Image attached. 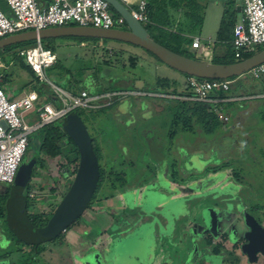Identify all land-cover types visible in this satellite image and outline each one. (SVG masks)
I'll use <instances>...</instances> for the list:
<instances>
[{
  "label": "rangeland",
  "instance_id": "rangeland-1",
  "mask_svg": "<svg viewBox=\"0 0 264 264\" xmlns=\"http://www.w3.org/2000/svg\"><path fill=\"white\" fill-rule=\"evenodd\" d=\"M237 1L242 4L241 0ZM5 8L8 9L5 1L0 0V10L5 12ZM110 13L114 15L112 10ZM56 43L57 60L61 66L74 73L81 67L94 68L98 63H107L118 69L111 74L128 78L127 83L112 82V85L133 84L135 91H140L147 85L152 88L156 79L160 78L166 81L168 86L165 90L170 93L178 91L186 79L185 75L136 46L114 41L79 45L58 40ZM187 55L193 56V53ZM230 55L231 51L228 53ZM130 57L139 58L135 68H131ZM2 63L5 67L0 66V86L8 100H17L32 90L38 91L42 85L51 88L50 81L59 86H64L66 82V78L59 76V68H48V80L41 83L23 69L13 55H6ZM89 72L92 74V71ZM243 80L248 84L251 79ZM90 81L84 80L80 87L93 89ZM103 81L101 79L100 83L105 86L106 82ZM173 81L177 82L173 84ZM231 86L234 91L237 85ZM139 94L125 92L118 96L103 95L91 103L94 107L78 109L77 112L98 148L100 167L106 174H111L103 183L102 190L106 189L107 184L110 190L105 191L119 197L120 190L138 188L131 192L134 194L142 189V184H151L146 187L150 190L146 191L145 198L147 203L153 204L148 207L150 210L153 208L152 213L145 216L140 206L131 204L129 200L122 209H99L95 201L83 213L79 220L81 222H75L55 240L35 248L21 246L15 238L12 239L9 226L0 217V264H197V255L188 260L186 258L193 246L201 250V246L205 245L202 239L206 225L220 229L230 226L238 233L245 230L243 224L246 216H254L264 227L263 214L259 212L264 208V123L261 120L264 107L254 108L247 104L238 110L234 105H229L226 112L228 121L219 120L221 124L212 134L204 133L195 124L192 132H186L181 130L180 125L173 124L178 109L163 114L154 113L152 118L146 120L144 110L139 113L129 111L125 115V111L123 113L121 110V114H114L112 109L117 103ZM155 96L175 100L173 95ZM47 98L45 94L40 95L39 103L47 102ZM257 98L246 96L241 102ZM153 100L154 103L165 105L170 102ZM140 101L147 103L146 99ZM133 104L139 106L135 102ZM33 116L27 114L25 118L32 119ZM172 131L176 133L173 138L170 137ZM34 133L30 138H34ZM63 143H67V139H63ZM33 154V145H30L25 158L29 160ZM41 159L44 160V167L36 168L35 175L33 172L27 185L31 195L28 203L31 213L45 216L62 199H58L55 194L48 197L49 191H59L66 186H62L63 180L59 179L64 160L58 157L51 160L45 156H41ZM10 187L0 184V196ZM2 188H6V191ZM102 190L96 194V198H101L104 193ZM210 190L215 191L217 196L209 195ZM42 191H46L44 197L38 195ZM238 195L248 207L247 212L235 207L230 210L210 208L218 203L235 206L240 202ZM139 197L140 193L139 196L136 194V198ZM254 206L256 208L252 209ZM205 209L211 210L205 212ZM160 213L165 220L160 218ZM141 216L145 222L137 228L140 231L129 232ZM123 218L128 224L124 225ZM155 219L162 226L157 225ZM171 220L174 222L172 229L165 227L166 221ZM162 229L166 230L163 235ZM125 231L129 233L124 235ZM97 238L100 241L95 244ZM241 264L251 263L242 259Z\"/></svg>",
  "mask_w": 264,
  "mask_h": 264
},
{
  "label": "built area",
  "instance_id": "built-area-1",
  "mask_svg": "<svg viewBox=\"0 0 264 264\" xmlns=\"http://www.w3.org/2000/svg\"><path fill=\"white\" fill-rule=\"evenodd\" d=\"M10 16L0 10V39L30 30H44L54 27L79 26L102 30L123 29L124 19L110 13L111 6L105 0H4ZM143 27L149 24L145 0H117ZM241 19L232 31V47L235 58L244 51L264 47V1L241 0ZM194 50L202 48V53L210 47L195 39L191 43ZM16 56L23 59L39 82L47 81L46 70L56 62V55L37 43L33 47L16 50ZM240 77L251 80L264 79V63L249 70ZM238 77V78H240ZM234 80H203L187 77L189 97L175 99L200 102L212 106L218 119L228 121L224 114L223 102L213 97L216 93H226ZM54 101L39 103V95L32 91L17 100H8L0 86V184L12 185L18 168L27 152L30 135L43 127L62 121L68 114L78 109H90L91 103L103 95L118 96L117 93L90 95L81 91L73 95L50 81ZM125 93V92H123ZM261 98L264 95L260 96ZM232 101V99L228 100ZM227 101V102H228ZM34 114L32 124L25 116ZM31 196V195H30Z\"/></svg>",
  "mask_w": 264,
  "mask_h": 264
},
{
  "label": "trees",
  "instance_id": "trees-1",
  "mask_svg": "<svg viewBox=\"0 0 264 264\" xmlns=\"http://www.w3.org/2000/svg\"><path fill=\"white\" fill-rule=\"evenodd\" d=\"M145 2L147 4L146 13L148 16L149 24L144 28L148 36L151 39H153L155 42L159 43L160 45L164 46L165 48L171 50L174 53H177L179 55L188 58H194L195 56L187 55L188 52L186 50L187 49L186 46L189 43L191 45L192 42H190L182 35L183 33L182 31L184 29H187L188 31H193L195 29H198L199 26L201 25L203 17H202L201 9L198 7L197 3L194 0L184 1L188 7V10L184 12L182 22L177 23V28L173 29L172 26L174 25V21H173L174 17L164 14L162 11H160L157 8L158 7L157 5L169 3L171 4V7L174 9L181 6L182 0H146ZM235 24H236V19L234 17V12L232 11V8L230 11L225 10L222 21L219 26L217 38H218V42L225 43L226 51H225V55L222 58L213 59L212 60L213 63L230 64V63L238 62L249 58L250 56L254 55L255 53L261 51L264 48L260 46L252 51H244L241 53L239 58H235L232 47V31ZM123 29H125V27ZM228 32H231V37H226V39H222L221 36ZM58 40H68L71 42H75L79 45L83 43H89V44H97L99 42L107 43L108 41V40H99V39L67 37L60 39L42 40L40 41V44L43 48L50 50L55 54L56 44H57L56 41ZM36 44L37 43L35 41H32V42H26V43L10 46L8 48L0 50V58L2 60V58H5L6 55H10V54L13 55L16 61H20V66L35 78V74L32 72L30 67L25 62L21 61V58L16 56L15 51L22 48L33 47ZM230 51H231V55L228 56V53ZM147 53L153 58H155L157 61H159L151 53L149 52ZM138 60H139L138 57L129 58L131 68H135L136 66L135 63H137ZM51 68H59L60 69L59 76L62 78H66V82L64 86H59L56 83L55 84L61 87L62 89H64L65 91L68 90V92H70L73 95H77L81 91H86L90 95H101L106 93L133 92L136 90L133 84L120 85V86L115 84L118 82L127 83L128 78H126V76L119 74H111L118 69L109 66L107 63L104 64L98 63L94 68L81 67L78 68L74 73L73 71L61 66L56 57V62L51 66ZM89 71H92V74ZM105 75L108 77H105ZM187 77L188 76H186V78ZM0 78L2 79V76H0ZM101 79L104 80L103 82H106L105 86H103V84L100 83ZM234 79L235 78L229 80L232 81ZM84 80L86 81L91 80L92 82L91 81L90 82L92 83L94 88L88 90L85 87H80V84ZM164 81L165 80L163 79L157 78L154 85L155 88H160L163 90L162 92L168 93L165 90L167 89L166 87L168 85L165 83L166 81L165 82ZM112 82H115L114 85L111 84ZM174 83L175 82H173V84ZM42 86H40L38 90L39 96L45 94L48 97L46 101L53 102L54 97L51 89L47 86H46L47 88H44L45 86L43 87ZM172 88L174 87L172 86ZM185 88H186L184 90L185 93L183 95H185L186 97L191 96L188 87L186 86ZM170 94H177V92L173 91L170 92ZM139 101L140 100H138L136 103L139 104L140 106V103H138ZM171 101H175L179 108L173 118V124L175 126L180 125L181 130L183 131L192 132L194 130V124H195L198 125L201 128V130L204 131V133L212 134L218 128L219 124H221L217 114L213 111V108L210 105L200 102L187 101V100L186 101L171 100ZM72 113L80 115L77 112V110L73 111ZM64 119L62 121L41 128L40 130L34 133V138H29L28 148L30 145H33V149L35 152V154H33L30 157V159L34 158L36 160V165L35 168L33 169L34 175L36 168L38 166L42 168L44 167V160L41 159V156H45L51 159L60 157L62 160H64V168L70 166L75 167L72 171V174L73 175L75 174L77 169V164L79 161V154L76 146L63 130L62 123ZM261 120L264 123V116L261 118ZM175 134L176 133L172 131L170 133V137L173 138ZM63 139H67V143L64 144ZM91 140L93 144V150L99 165L98 148L95 145L94 140L92 138ZM23 160L29 161L25 158V156ZM213 171H215V169H213ZM106 175L108 177L111 174L109 173L106 174L105 170L102 169L99 165V181L95 189V192L92 196L91 202L88 204L86 210H89L91 208L92 202L96 201V194H98L99 191L101 190L105 180L109 179V177L106 178ZM71 183L72 181L70 182V185ZM28 186L24 190H21L11 185V187L8 188L6 193L0 196V217H3L5 219V222L9 226L10 235L12 239L15 238V241H17V243H19L21 246H32L35 248L40 244L28 242V240L25 237L26 228L27 226L31 228H42L43 226H45V224L48 222L51 215L53 214L55 207L52 209L49 215L41 216L35 213H31L30 205L28 203V198H30V192H29L30 187ZM112 187L114 188L115 186L112 184ZM254 208H256V206H254ZM80 219L81 217L77 221H79Z\"/></svg>",
  "mask_w": 264,
  "mask_h": 264
},
{
  "label": "water",
  "instance_id": "water-1",
  "mask_svg": "<svg viewBox=\"0 0 264 264\" xmlns=\"http://www.w3.org/2000/svg\"><path fill=\"white\" fill-rule=\"evenodd\" d=\"M105 1L110 4L113 12L124 19L125 29L102 30L92 27L66 26L39 31L30 30L0 39V50L26 42L35 41L36 43H40L42 40L67 37L108 40L139 47L151 53L164 65L176 72L203 80L238 78L264 63V48L247 59L230 64H216L203 59L202 55H197L194 58L179 55L151 39L145 28L117 0ZM62 124L64 132L77 148L79 154L77 169L70 187L45 226L42 228L27 226L25 237L30 243L42 244L51 242L63 234L86 211L99 181L98 160L93 150L91 137L83 121L79 115L70 113L65 117ZM35 165L36 160L34 158H31L29 161L23 160L12 185L24 190L30 182ZM210 192L208 193L209 195H216L215 191L212 192L210 190ZM228 205L233 209L231 204L228 203ZM209 210L211 209H205L204 211ZM212 211L214 212V210ZM247 221L246 219V226L250 231L245 237L246 243L240 249L242 254L251 263L255 260L257 253L264 256V232L254 219L251 218ZM209 228L213 227L210 226ZM194 248L195 246H193L192 250ZM191 256H193V252L190 253Z\"/></svg>",
  "mask_w": 264,
  "mask_h": 264
},
{
  "label": "crops",
  "instance_id": "crops-1",
  "mask_svg": "<svg viewBox=\"0 0 264 264\" xmlns=\"http://www.w3.org/2000/svg\"><path fill=\"white\" fill-rule=\"evenodd\" d=\"M146 1V0H145ZM185 0H182L181 6L178 8H172L171 4L166 3V4H158L157 8L162 11L164 14L168 15V16H172L173 21H174V25L172 26L173 29L177 28V23L182 22L183 19V15L184 12H186L188 10V7L186 5V3L184 2ZM198 7L201 9V13H202V23L199 26L198 29H195L193 31H188L187 29H184L182 32V35L188 39L190 42H193L195 39H197L200 44L202 45H208L210 47V49L208 50V52L205 54V52L202 53V48L194 50L191 48L190 43L186 46V50L188 53H193V56H197V55H202L203 59H206L207 61H211L215 58H222L225 55V51H226V46L225 43L222 42H218V38H217V33L219 30V26L220 23L222 21L223 15L225 10L230 11L232 8V11L234 12V17L236 19V23L241 19V4L237 1V0H194ZM7 16H10V11L5 8V12H4ZM194 32V33H192ZM226 37H231V32L225 33L221 36L222 39H226ZM226 41V40H225ZM0 66L1 67H5L4 64L2 63V60L0 58ZM243 78L246 79V77H240L237 78L236 81L233 82V84H236V89L234 91H232V86L230 87V90L226 93H216L213 95V97L218 98L220 100H224L223 102V112L226 116H229L228 113V109H229V105H234L236 108H238V110L243 109L244 105L248 106H253L254 108L256 106H260V107H264V97L261 98L260 96L264 95V79L256 81V80H250L248 82V84L246 82H244L245 80H243ZM139 80V78H137ZM187 79V78H186ZM186 79H184L183 83H182V87L176 91L177 94H170L169 92H162L163 90L160 88H155V85L151 87H149L147 84V87L140 90V91H133L136 93H140L138 96H132L131 98H128L127 101H123V102H119L115 105V108L112 109V111L114 112V114H121V112L125 111L124 115L127 114V112L129 111H136L135 113H139L143 111L144 115H147L146 119H150L152 118V116L154 115V113H164L165 111H172V109L175 111L178 108V105L176 104L175 101H171L172 99H164L160 96H155V94L158 95H166L167 97L169 95H173L174 97H186L185 95H183L185 93L186 88ZM142 80V79H140ZM143 81V80H142ZM173 82H177V81H173ZM155 83V82H154ZM35 91L38 95V91L36 90H32ZM31 91V92H32ZM152 95V96H151ZM246 96H255V97H259L256 100H251V101H242L241 99H243V97ZM40 98V96H39ZM142 100V99H146L147 103H145L144 101H139L138 103H140V107L139 106H135L133 103L137 102L138 100ZM153 99H162V100H169L170 102L166 105L165 104H160V103H154ZM232 99V101H228ZM13 100V99H12ZM175 100H179L180 99H175ZM228 101V102H227ZM172 103V104H171ZM171 104V105H169ZM123 105V106H122ZM122 110V111H121ZM227 112V113H226ZM34 115V113H30V115ZM34 119V116L32 117V119H26L29 122H32ZM137 121H142L139 120L138 118ZM133 124H131L130 126H132ZM129 128V127H128ZM185 152V150H184ZM60 158V157H58ZM56 159V158H55ZM61 159V158H60ZM52 160V159H51ZM74 169V166H70L67 168H64L62 170V172H60V176L59 179L63 180V185L66 186V188H62L59 191L57 189H54L55 191H52V189L49 191L51 192L48 197L53 196L55 194V196L59 199L62 198L65 193L67 192V189L70 185V182L73 179V174L72 171ZM40 184V183H39ZM148 184H142L140 186V188L142 187V189L134 194H131L132 191L134 190H120L119 193V197L118 195L115 196L112 194V192L107 193L110 188L108 187L107 184H105L107 192L105 190H101L104 192L101 196V198H96V203L98 204V208L99 209H111V208H117V209H122L124 207L127 206V201L129 200V202L131 204H137L138 206H140L139 208L142 209V213L145 214V216L151 214L152 210L148 209V207H150L151 203H147V199L145 198V193L146 191L148 192V188L147 187ZM151 185V184H149ZM148 185V186H149ZM145 186V187H144ZM118 188V187H117ZM4 189V188H2ZM115 189V191L117 190L115 187L113 188ZM6 191V188L4 189ZM63 190V191H62ZM114 191V190H112ZM123 191V192H122ZM48 192V193H49ZM46 191H42L41 193H39L38 195L40 196H45ZM140 193V197L137 199L136 198V194H138L139 196ZM107 195V196H106ZM130 196V197H129ZM107 197V198H104ZM103 199L105 200V204H101L103 202ZM108 207V208H107ZM171 207V206H170ZM137 209H134V211ZM92 211V210H91ZM153 215V214H152ZM160 218L162 220H165V217L163 214L160 213ZM155 218V217H154ZM124 219V218H123ZM156 224L161 225L160 221L158 219H155ZM81 222V221H78ZM145 222V218L143 216H141L138 219V222L132 226V228L130 230H128L129 232H132L133 230H137V228L139 226H141L143 223ZM152 222V221H151ZM84 223V222H83ZM124 225L128 224L127 220L124 219L123 220ZM174 225V222L171 220L170 222L166 221L165 227L167 226L168 228L170 227V229H172ZM163 230V234H165L164 231H166L165 229ZM207 230V229H206ZM128 231L124 232V235L129 233ZM133 231V232H135ZM140 230H137L136 232H138ZM87 235H90V233L86 232ZM86 235V237H87ZM100 240L97 238V242L95 240V244L98 243ZM107 249V248H106ZM105 252V251H104Z\"/></svg>",
  "mask_w": 264,
  "mask_h": 264
},
{
  "label": "flooded vegetation",
  "instance_id": "flooded-vegetation-1",
  "mask_svg": "<svg viewBox=\"0 0 264 264\" xmlns=\"http://www.w3.org/2000/svg\"><path fill=\"white\" fill-rule=\"evenodd\" d=\"M238 197L240 202H237L235 206L231 204V206L235 208H241L242 211L247 212L248 207L244 204L242 198L239 195ZM211 208L231 209L230 205L226 203L223 205L222 203H218L217 205L214 204ZM259 212L263 214L262 220L264 221V208ZM251 218L254 219V221L262 228L264 232L262 222H259L254 216H246L243 224V228L245 230L243 232L242 230L239 231L240 233H237L230 226L226 227L225 229L224 227L220 229L216 226L215 228H209L208 225H206L202 239L204 240L205 245L201 246V250L200 247H195L194 250L189 252L186 259L188 260L190 258V253L193 252V256L197 255L198 257L197 264H241L242 259L248 261V258L242 254L240 248L244 243H246L245 237L250 231V229L246 226V219L249 221ZM216 222L218 224V219ZM251 264H264V256L260 253H257L255 255V260L251 262Z\"/></svg>",
  "mask_w": 264,
  "mask_h": 264
}]
</instances>
